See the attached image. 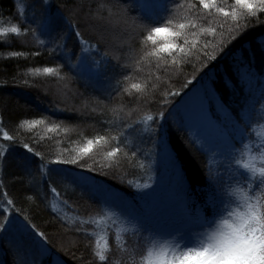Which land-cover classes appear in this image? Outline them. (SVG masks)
<instances>
[{"label": "trees", "instance_id": "trees-1", "mask_svg": "<svg viewBox=\"0 0 264 264\" xmlns=\"http://www.w3.org/2000/svg\"><path fill=\"white\" fill-rule=\"evenodd\" d=\"M144 1L0 0V264H136L88 187L138 207L158 181L209 225L245 181L213 164L222 137L264 220V0Z\"/></svg>", "mask_w": 264, "mask_h": 264}, {"label": "rangeland", "instance_id": "rangeland-1", "mask_svg": "<svg viewBox=\"0 0 264 264\" xmlns=\"http://www.w3.org/2000/svg\"><path fill=\"white\" fill-rule=\"evenodd\" d=\"M141 1L143 0H135L136 4H142ZM144 2L140 10L153 18L151 13L155 14L160 8V0ZM198 96L199 94L191 97L186 103L189 110H196L202 105L203 100ZM191 119V116H184L183 120L188 123ZM194 135L206 142H212V139H206V132ZM236 139H240L238 135ZM259 140L261 142L260 138ZM209 151L214 165L228 161L226 165H221L226 173L225 179L232 177V172L237 171L234 176L245 181L240 182L222 200L221 209H218L220 213L207 226L188 222L173 199L178 190H170L158 181L152 183L149 196L139 201L138 207L119 201V197L112 194L109 196L105 191L97 192L88 187L91 195L108 204L109 210L105 212L103 228L111 227L115 236L123 232L128 234L127 246L123 251L127 256L124 261L129 262L133 257L136 258V264H169L178 259L190 263L193 258L194 264H247L256 258L254 252L258 247L259 250L264 246V220L261 219L259 211L262 198L258 199L250 193L248 184L260 172L252 169L248 146L247 153L242 155L233 142L222 137L217 146H211ZM165 228L167 231L160 234ZM262 253L263 250L261 256ZM258 263L259 261L255 264Z\"/></svg>", "mask_w": 264, "mask_h": 264}]
</instances>
